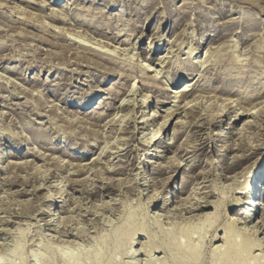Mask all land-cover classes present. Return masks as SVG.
I'll return each mask as SVG.
<instances>
[{
    "label": "rangeland",
    "instance_id": "rangeland-1",
    "mask_svg": "<svg viewBox=\"0 0 264 264\" xmlns=\"http://www.w3.org/2000/svg\"><path fill=\"white\" fill-rule=\"evenodd\" d=\"M185 83L194 88L189 106V100L175 97ZM145 95L153 96L146 109L141 107ZM123 98L129 99L127 107ZM83 102L87 108L79 109ZM168 108L175 112L167 131L160 133L162 148L156 144L159 159L147 154L142 131L130 123L151 118L154 110L166 116ZM253 108L258 115L243 114ZM263 111L264 0H0V264H66L60 254L52 261L33 255L47 254L46 247L92 254L104 238L105 260L111 259L115 236L135 221L144 222L160 243L175 221L203 215L186 214L185 205L176 204L183 180L192 204L203 196L211 204L201 217L208 221L196 235L201 247L188 264H213V257L221 264V252L213 249L223 244L228 223L242 220L246 209L234 204L244 200L242 189L235 188L256 180L259 169L264 174V148H259L264 144ZM179 120L184 123L176 126ZM230 124L227 137L215 140L216 130ZM175 130L182 133L172 138ZM239 131L238 138L232 136ZM168 139L175 145L171 152L165 149ZM238 146L255 154L228 172L242 154ZM56 161L63 170L56 169ZM151 162L169 168L149 179ZM170 162L175 167L170 169ZM14 163H21L19 169ZM78 163L90 165L78 173L73 168ZM209 164L208 173L201 174ZM45 169L56 174L53 180L63 181L61 198L55 182L39 177ZM136 173L146 175L147 190L137 185ZM152 190L160 196L150 203ZM48 191L59 202L39 201ZM61 200L66 213L59 217L56 209L54 219L50 206H60ZM260 202L253 225L264 218V197ZM148 213L152 216L146 218ZM262 228L259 239L264 238ZM150 240L137 234L112 264H186L181 254L173 259L170 249L147 258L142 245ZM15 242H23V262L11 252ZM125 243L124 238L119 247Z\"/></svg>",
    "mask_w": 264,
    "mask_h": 264
},
{
    "label": "bare ground",
    "instance_id": "bare-ground-1",
    "mask_svg": "<svg viewBox=\"0 0 264 264\" xmlns=\"http://www.w3.org/2000/svg\"><path fill=\"white\" fill-rule=\"evenodd\" d=\"M192 54L195 52L194 50L193 51H190V54ZM191 54V56H192ZM165 57V56H164ZM149 66V65H147ZM144 86V84H143ZM147 87H149L147 85ZM154 87V86H153ZM192 84H189V83H185L184 87L177 92V94H180L179 97L178 96H175L178 98H181L179 100L182 101H187L189 100L188 98L191 96L192 92H193V89L192 88ZM146 90V89H145ZM149 90V89H148ZM147 90V91H148ZM129 91V90H128ZM155 92V91H154ZM157 92V91H156ZM128 93V92H126ZM137 93V90L135 92V94ZM125 94V93H124ZM176 94V95H177ZM134 95V94H133ZM135 96V95H134ZM147 95H145V98L144 101L142 100V108L146 109V105L145 103L149 101V103L151 102V98H153V96H150V97H146ZM127 97V96H126ZM174 97V98H175ZM129 98V96H128ZM124 99V100H123ZM121 101L122 105L123 103L126 104V107H127V103L126 101L128 100L129 102V99L131 101V98L129 99H126V98H123ZM138 99V98H137ZM136 99V100H137ZM197 99V98H196ZM135 100V99H134ZM133 101V99H132ZM228 101V100H227ZM136 102V101H135ZM230 102V101H229ZM236 102V101H235ZM131 103V102H130ZM140 103H141V100H140ZM186 103V102H185ZM192 103V101H187V105L186 106H189L190 104ZM87 102H83L82 105H79L78 108L79 109H84V108H87L86 106ZM134 105V103L132 102L131 105ZM226 104V103H225ZM121 105V106H122ZM138 105V103H137ZM231 105V104H230ZM261 105V104H260ZM120 106V107H121ZM135 106V105H134ZM133 106V107H134ZM224 106V105H223ZM262 106V105H261ZM128 107H131V106H128ZM132 107V108H133ZM230 107V106H229ZM257 107V106H256ZM254 107V108H256ZM225 108V107H224ZM247 109L246 111L243 112V114L245 116H249V117H254L256 115L259 114L258 111L254 112L253 110H256V109ZM179 109V108H178ZM231 108L228 109L227 113H230V110ZM133 110V109H132ZM194 110V109H193ZM175 111H173L171 108H168V111H166V116H161V115H158V111L157 110H154L153 111V114L151 115L152 117H148L147 119L145 118V116H147V114L145 115V110H144V117L146 120L144 121H141L140 123L135 119L133 120L130 125L133 123L134 125V128L135 129H140L142 132V142L141 144L144 145V147H146V152L148 155H151V156H154L155 158H161L160 155H162V151H158L157 148H162V140H161V135L160 133L162 131L166 132L167 131V124L169 123L172 115L174 114ZM236 112V111H234ZM264 112V111H263ZM143 113V111H142ZM207 113V112H206ZM262 113V112H261ZM133 114V113H132ZM176 114H180V113H176ZM183 113L180 114V116H182ZM204 114V113H203ZM242 114V113H241ZM240 114V115H241ZM239 115V116H240ZM262 117L264 118V113L261 114ZM228 116V115H226ZM117 117V115H116ZM142 117V116H141ZM157 117H162V119L164 120L163 122L159 123L157 122ZM77 118V117H76ZM134 118V117H133ZM206 118V117H205ZM73 119V118H72ZM179 119H182V117H180ZM75 120V118H74ZM82 121V120H81ZM128 121V120H127ZM195 121V120H193ZM202 121V120H201ZM208 121V120H207ZM79 122V121H78ZM122 123V122H121ZM184 122H182V120H179L177 121L176 123V126H178L179 124H183ZM245 123V122H244ZM249 123H251L250 121H247L246 124L250 125ZM129 124V123H128ZM139 124L142 125L139 127ZM145 124L147 125L145 127ZM194 124V123H193ZM110 125V124H109ZM127 125V124H126ZM129 125V126H130ZM160 125V126H159ZM197 125V124H196ZM211 125L212 128H215L216 127V124L215 123H211L209 124ZM252 125V124H251ZM120 126V125H119ZM123 126V125H122ZM125 127V126H124ZM206 125H201L200 128L202 129H205ZM250 127V126H249ZM116 128V127H115ZM126 128V127H125ZM124 128V129H125ZM158 128V129H157ZM183 128V127H181ZM109 129V128H108ZM119 129V128H118ZM157 129V130H155ZM178 129V127L176 128ZM207 129V128H206ZM225 129V126H222L220 127V130H222V132H219V130L217 131L216 129V133L214 134V138H219L221 137H227V135L229 134V130L231 129V124L230 126H228ZM244 128L240 129L241 131L243 130ZM247 129V128H246ZM213 130V129H212ZM236 130V129H235ZM117 131H121V128L120 130H117ZM126 131V129H125ZM123 130V132H125ZM241 131L239 132H235V133H232V136L234 135L235 137H239V135L242 133ZM122 132V133H123ZM128 132V131H127ZM185 132V131H184ZM180 133H182V131H178V130H175V133L173 135L172 138H177L180 136ZM257 133V132H256ZM116 134V133H115ZM126 134V133H125ZM209 137V135H208ZM258 139V138H257ZM169 141L171 139H168ZM217 141L220 140L219 139H215ZM238 141V140H237ZM158 143V146L156 148V144ZM168 145L165 147L166 149V152H171L173 147L172 146V142H167ZM258 144V143H257ZM241 145V143L239 144ZM108 146V145H107ZM243 146V145H242ZM254 146V145H253ZM191 147V146H190ZM183 146L182 144L180 145V147H178L177 150H182ZM259 148H264V144L262 143V145L259 147ZM258 148V149H259ZM105 149V148H104ZM103 150V149H102ZM124 150V149H123ZM237 150H240V153L242 152V154L240 156L237 155V157H234L236 158L235 160V163L232 164L231 167H229V170H227L228 172L234 170V169H237L241 166V164L244 162V161H247L250 157H252V154H255L254 152H252L250 155L246 154V152L244 151L243 147L241 146H238ZM252 150V149H251ZM256 150V149H255ZM143 151V150H142ZM151 151H154V152H157L158 154L157 155H153L151 154ZM102 152V151H101ZM105 152V150H103L102 154ZM175 152V151H174ZM178 152V151H177ZM248 152H249V149H248ZM145 153V152H144ZM179 153V152H178ZM11 154V158H19V155L16 153V152H10ZM100 154V153H99ZM98 154V155H99ZM101 154V156H102ZM105 154V153H104ZM103 154V155H104ZM66 156V155H65ZM67 156H74L76 157L75 155L71 154V153H67ZM43 157V156H42ZM164 158H166V156H164ZM169 158V157H168ZM94 161H96V159H93ZM99 160V158H98ZM170 160V159H169ZM173 161V159H171ZM179 160V159H177ZM33 162V161H32ZM55 162V161H54ZM69 162V161H68ZM174 162V161H173ZM173 162H170L172 163L170 166V169L172 168V165H173ZM177 162V161H176ZM256 162V161H255ZM26 163V162H25ZM93 163V162H92ZM91 163V164H92ZM232 163V162H231ZM257 163V162H256ZM13 164V163H12ZM18 169H19V165L18 163H14ZM63 164V163H62ZM62 164L60 163V161H56V164H55V167L56 169L59 171L60 170H63L62 169ZM153 168L151 169V174L148 175V177H150L149 179H157V177H160L164 174L165 170V166L163 169H160L159 168V165H155V163L151 162ZM154 164V165H153ZM175 164V163H174ZM180 164V163H179ZM13 165L15 168L16 166ZM71 165V164H70ZM88 165H90L89 163L88 164H81V163H78V165H74L76 167H73L74 169L77 168V172L80 171L81 168H85L87 167ZM161 165V163H160ZM252 165V164H250ZM10 166V165H9ZM162 166V165H161ZM169 166V165H168ZM174 166V165H173ZM178 166V165H177ZM180 166H182V164H180ZM212 167V165H206L203 172H200L201 174H206L208 173L207 171V168L208 167ZM253 166V165H252ZM12 167V168H14ZM67 167V166H65ZM93 167V166H92ZM175 167V166H174ZM179 167V166H178ZM11 168V167H10ZM11 168V169H12ZM14 168V169H15ZM167 168L169 167H166L165 169L168 170ZM17 169V168H16ZM73 169V173H74V170ZM88 169H90V166L88 167ZM92 169V168H91ZM240 169V168H239ZM41 170V169H40ZM3 171V167L0 166V173H2ZM75 171V172H76ZM83 171V169H82ZM93 171V169L91 170V172ZM207 171V172H206ZM235 171V170H234ZM70 172V171H69ZM75 173L76 175H78V173ZM89 172V171H88ZM250 172V171H249ZM72 173V172H70ZM167 173V172H166ZM40 174L42 176H39L41 178H44L45 180H49L52 181L53 183L55 182V184L53 185L54 188H56V190L58 191V193H60V197L64 194L62 192V187H61V183L63 182L62 180L59 182L58 180H53L54 178H57L56 174L54 172H51L50 170L48 169H45L44 171H40ZM61 174V173H60ZM228 174V173H227ZM227 174H223V175H218V177H225L227 178V180H232L234 179L235 177H227ZM240 174V173H238ZM71 175V174H70ZM104 175V174H103ZM216 175V177H217ZM146 175H143L141 173H136L135 175V178L137 179V185H142L144 187H146V190L148 189L147 188V185L146 183L147 180H146ZM188 176V175H187ZM201 176V175H200ZM209 176V175H208ZM236 176V175H234ZM69 177V176H68ZM190 177V176H189ZM239 177V176H238ZM237 177V178H238ZM257 179L256 180H251L249 181L248 183H246V185L244 184V188H241V187H237L235 189H242V195L244 197V200H237V203H234V204H237L236 206H245L246 209L242 212H244V217L242 218V220H235V223H228V227L225 228V236H224V242L222 245H218L216 247H214V251H218V252H221V256H222V261H221V264H251L252 261H255L256 264H264V238L263 239H259V236L258 234H263V232H261V228L263 227L264 225V218L260 221V222H263L262 226L260 227V222H258L257 225H253L251 223H253V219L255 220V217L257 216V214H259L260 212V205L262 206L260 200L264 197V174H263V171L261 169H259L257 171V175H256ZM70 178V177H69ZM8 179V177H7ZM6 179V180H7ZM67 179V178H66ZM71 179V178H70ZM70 179H67V180H70ZM73 179V178H72ZM218 179V178H216ZM220 179V178H219ZM160 180V179H159ZM183 180V179H182ZM72 181V180H71ZM112 181V180H111ZM150 181V180H149ZM8 182V181H7ZM10 182V181H9ZM12 182V181H11ZM69 182V181H68ZM74 182H77L79 183L77 180H75ZM184 184H183V187L180 188V190L178 192H180L181 194H179L176 198L178 199L177 203L178 206L180 207H183L184 205V211L186 214H192V213H196V212H203L202 214L204 215H207V213H204V211L206 209H208L209 207H211V204L209 202H206V201H203V197H202V201L199 200V201H196V203H193L192 204V200H191V194H189L187 191H185V189H187V187L189 186L188 185V181H185L183 180ZM192 181H190L189 183H191ZM13 183V182H12ZM70 183V182H69ZM76 183V184H77ZM155 183V182H154ZM214 183V182H213ZM7 184V183H6ZM9 184V183H8ZM7 184V185H8ZM71 184V183H70ZM73 184V183H72ZM80 184V183H79ZM234 184V183H233ZM52 185V184H51ZM67 185V184H66ZM231 185V184H230ZM229 185V186H230ZM79 185H75L74 187H78ZM199 186V185H198ZM228 186V187H229ZM243 186V185H242ZM164 187V186H163ZM197 187V186H196ZM34 188V187H33ZM39 188V187H38ZM71 188V187H69ZM193 188V187H192ZM73 189V188H72ZM36 190V189H35ZM41 190V189H40ZM76 190V189H75ZM196 190V188H195ZM92 191V190H91ZM154 190L150 191V196L148 199H150V203H153V202H156V200H158L160 194H158L159 196L156 197L155 195H157L156 193L153 192ZM189 191V190H188ZM197 191V190H196ZM195 191V192H196ZM47 192V191H46ZM45 192V193H46ZM37 193V192H36ZM158 193V192H157ZM198 193V192H197ZM32 194V193H31ZM149 194V193H147ZM35 197L34 199H39V197H37L36 194H34ZM59 195V194H58ZM147 196V195H146ZM41 197V196H40ZM43 198H40L39 201H42L44 204H50L52 202H59L56 200V198L54 197V194H50L49 191L48 193H46V195L42 196ZM81 197V196H80ZM79 198V197H78ZM153 199V200H152ZM90 201V200H89ZM41 202V204H42ZM43 204V205H44ZM61 204L60 206L59 205H56V207L54 208L53 206H50V210L52 211V217L54 218L55 217V213L54 211L57 209L58 211V216L60 217L62 214H65L66 211H65V206L63 205L64 204V201L61 200L60 203ZM191 204V206L189 205ZM241 204V205H240ZM186 205H189V207ZM177 206V207H178ZM175 207V208H177ZM164 208V207H163ZM178 210V209H176ZM263 210V209H262ZM88 211V210H87ZM105 211V210H104ZM179 211V210H178ZM2 212V211H1ZM30 212V210H29ZM176 212V211H175ZM182 212V211H181ZM168 213V212H167ZM174 213V212H173ZM70 214V212H69ZM155 214V213H154ZM159 214V213H158ZM178 214V213H177ZM201 214V213H200ZM200 214H197V215H191V217H189V219H184L182 221H175L173 224H172V229L168 232H164L163 231V235H164V238L161 240L160 243H156L154 241V236H156V234H151L147 229H146V226L143 224V223H137L135 221V223L133 222L132 226H129V229L126 230L125 232H122L120 235H117L115 236V240H116V248H115V253L113 256H116L118 254H120L122 252V248L126 245H128L130 242H132V239L137 235V234H140V235H144V237L148 238V239H151L149 242L145 241L146 243L144 245H142V249L143 251L144 250H148L149 251V254L147 255V258L149 257H152L153 253L155 252H159L160 250L159 249H170L171 250V253H172V256L174 257L173 259H175L177 257V255L181 254V259L183 261H185L186 264L189 263V261L191 259H193L194 255L196 254V252H198V250L200 249L201 247V241L200 240H197L200 236H196L197 234L200 233V230L201 228H198L199 225H201L202 223H205L207 222L208 220L204 221V222H201L202 221V218L203 215H200ZM104 215V214H103ZM175 215V214H174ZM179 215V214H178ZM182 215V214H181ZM180 215V216H181ZM85 216V215H84ZM152 216V215H151ZM148 213L147 217H151ZM157 216V215H156ZM159 216V215H158ZM161 216V215H160ZM164 216V215H162ZM172 216V215H171ZM263 216V215H262ZM178 217V216H177ZM183 217V216H182ZM51 218V219H53ZM179 218V217H178ZM188 218V217H187ZM217 218V217H216ZM55 219V218H54ZM72 219V218H71ZM160 220V217L158 218ZM237 219V218H236ZM156 220V224L157 226L160 227V224H159V221L155 218ZM232 220V219H231ZM55 221V220H54ZM73 221V220H72ZM259 221V220H258ZM243 223L245 226H246V229H242L240 227V225H238L237 223ZM72 224V223H71ZM126 225V224H125ZM259 226V228H258ZM62 227V226H61ZM156 227V226H155ZM202 227V226H201ZM157 228V227H156ZM161 229V228H160ZM263 229V228H262ZM75 230V229H74ZM70 231V230H69ZM78 232V231H77ZM84 232V231H83ZM22 233V232H21ZM20 233V234H21ZM88 233V232H87ZM24 234V233H23ZM80 234V233H79ZM84 234V233H83ZM20 237V236H19ZM91 238V237H90ZM125 238L126 240V243L120 248L119 247V243L121 240H123ZM218 237H214V239H217ZM223 238V237H222ZM204 240V239H203ZM17 241H20V239H18ZM134 242V241H133ZM144 242V241H143ZM16 243V242H15ZM23 243V242H22ZM22 243L20 242H17L11 252L13 253V255H15L17 258H19V260H21L22 262L25 260V252H23V246H22ZM93 243V242H92ZM107 241H106V238L102 239L101 240V243H100V248L98 251L95 250L94 253L92 254H88L86 253L85 251H82L83 249H81V251L78 250V252H74V251H70L69 249H59L58 250H54L50 247H46V252L47 254H34L33 256L35 257L36 260H39V259H46V260H49V261H52L57 254H60L61 257H63L66 261V264H82L81 261L84 260V259H87L89 261V264H112V260H113V256L111 259H109L107 257V259L105 260V252H104V246L106 247V244ZM52 247V246H51ZM97 247V248H99ZM9 248V247H8ZM21 250V252L19 251ZM110 250V249H109ZM58 252V253H57ZM131 252L130 251H127V254H129ZM202 252V251H201ZM256 253H259L258 255H256ZM199 256V255H198ZM33 257V258H34ZM59 257V256H58ZM118 257V256H117ZM11 258V257H10ZM221 258V257H220ZM146 261V260H145ZM154 261V260H153ZM152 260H148L146 264H157L156 262L154 263ZM198 261V260H197ZM201 261V260H200ZM132 262V261H130ZM170 262V261H169ZM194 262V261H193ZM212 262L213 264H217L219 262H217V259L216 257H213L212 258ZM83 264H87L86 263H83ZM132 264V263H131ZM198 264V263H197ZM211 264V263H210Z\"/></svg>",
    "mask_w": 264,
    "mask_h": 264
}]
</instances>
